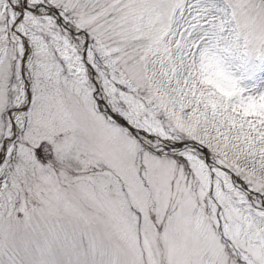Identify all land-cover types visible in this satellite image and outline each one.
<instances>
[{
    "label": "snow or ice",
    "instance_id": "snow-or-ice-1",
    "mask_svg": "<svg viewBox=\"0 0 264 264\" xmlns=\"http://www.w3.org/2000/svg\"><path fill=\"white\" fill-rule=\"evenodd\" d=\"M0 264H264V0H0Z\"/></svg>",
    "mask_w": 264,
    "mask_h": 264
}]
</instances>
